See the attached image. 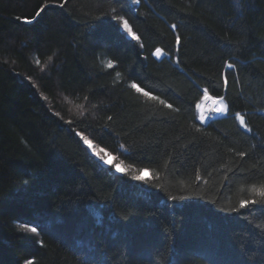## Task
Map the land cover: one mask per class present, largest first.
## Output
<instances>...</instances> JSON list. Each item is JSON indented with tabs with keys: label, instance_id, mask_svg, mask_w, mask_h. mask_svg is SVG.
<instances>
[{
	"label": "trees",
	"instance_id": "1",
	"mask_svg": "<svg viewBox=\"0 0 264 264\" xmlns=\"http://www.w3.org/2000/svg\"><path fill=\"white\" fill-rule=\"evenodd\" d=\"M260 190L264 0H0V264H264Z\"/></svg>",
	"mask_w": 264,
	"mask_h": 264
},
{
	"label": "snow or ice",
	"instance_id": "2",
	"mask_svg": "<svg viewBox=\"0 0 264 264\" xmlns=\"http://www.w3.org/2000/svg\"><path fill=\"white\" fill-rule=\"evenodd\" d=\"M40 11H43V8H41ZM40 11H38L36 13V16H39L40 15ZM27 22L31 23V21H27ZM123 27L128 30V32H129L130 35H133V38H137V37L134 36V34H132L131 29L128 27L127 21H124ZM173 27H175V26L173 25ZM177 43H179V37H177ZM155 54L156 55H160L161 54V49L157 48ZM36 62H37V64L40 63L39 60H37ZM107 67H109V68H112L113 67V64H112L111 61L108 62ZM232 67H233V65H231V64L228 65V68L229 69H231ZM117 75H119V74H117ZM225 83L227 84V80H225ZM131 87L134 88L137 92H142L143 95L146 96V97H150L151 99H158L157 97L150 96V93L149 92L144 91L142 88H140L135 83L131 84ZM161 103H163V101H161ZM168 107H172V106L171 105H168ZM197 107H199V105H197ZM224 110H225L224 108H218V109H216V111H224ZM237 115L239 116L238 113H237ZM239 118H240V123L243 125L244 124V118L242 116H240ZM200 119L201 120L205 119V117L203 115V112L200 115ZM77 135H79V133H77ZM81 139L83 140L84 144H86L89 149H92L93 153L95 155H97L99 157V159L103 161L104 164H108L109 163V161L107 159H105L103 156H100L99 152H97L93 148L92 142L87 137L81 136ZM101 151H103V150L101 149ZM114 167H115V170L117 172L122 171L121 166L119 164L114 165ZM135 179L142 180L143 177L142 176H136ZM259 195L261 197H264V190H260ZM248 203H250V202L249 201H241V207H245ZM252 203H254V201ZM31 231L32 232H36V228H32ZM26 264H33V261L29 260V261L26 262Z\"/></svg>",
	"mask_w": 264,
	"mask_h": 264
},
{
	"label": "rangeland",
	"instance_id": "3",
	"mask_svg": "<svg viewBox=\"0 0 264 264\" xmlns=\"http://www.w3.org/2000/svg\"><path fill=\"white\" fill-rule=\"evenodd\" d=\"M127 33L129 34L128 31H127ZM129 35H130V34H129ZM155 53H156V50L154 51V55H155L156 57H159V56L163 55L162 50H161V54H160V55H156ZM241 125H242V124H241ZM243 125H244V124H243ZM80 139H81V136H80ZM81 140H82V139H81ZM82 141H83V140H82ZM83 143H84V142H83ZM85 145H86V144H85ZM91 150H92V149H91ZM88 151H89V150H88ZM98 152H99L100 156H103L105 159H107V160L109 161L108 164H104L103 161L100 160L99 157L93 153V151H92V153H91V152H90V153H91V154L94 156V158H96V159H97L102 165H104V166H109V167L112 168L113 171L117 172V171L115 170L114 165L119 164V165L121 166L122 171L117 172V173H128V172H129L128 169H127V167H126L122 162L116 160V158H115L112 154H109V153H107V152H105V151H104V152H102V151H98ZM148 175H149V171L146 170V169H143V170H141V172H139V176L147 177Z\"/></svg>",
	"mask_w": 264,
	"mask_h": 264
},
{
	"label": "built area",
	"instance_id": "4",
	"mask_svg": "<svg viewBox=\"0 0 264 264\" xmlns=\"http://www.w3.org/2000/svg\"><path fill=\"white\" fill-rule=\"evenodd\" d=\"M220 108L218 104L210 97H205L201 103L199 104V111L200 115L203 112V115L205 119L202 121H205L209 119L210 117L214 116L220 111H216V109Z\"/></svg>",
	"mask_w": 264,
	"mask_h": 264
},
{
	"label": "water",
	"instance_id": "5",
	"mask_svg": "<svg viewBox=\"0 0 264 264\" xmlns=\"http://www.w3.org/2000/svg\"><path fill=\"white\" fill-rule=\"evenodd\" d=\"M81 143L87 148V150H89V152H91L92 153V150L91 149H89L88 147H87V145H85L84 143H83V141L81 140Z\"/></svg>",
	"mask_w": 264,
	"mask_h": 264
}]
</instances>
